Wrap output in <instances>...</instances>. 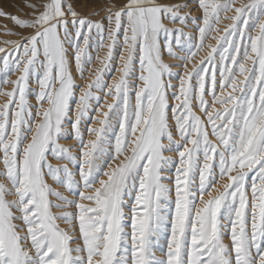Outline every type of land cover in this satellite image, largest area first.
Returning a JSON list of instances; mask_svg holds the SVG:
<instances>
[{
    "label": "snow or ice",
    "instance_id": "1",
    "mask_svg": "<svg viewBox=\"0 0 264 264\" xmlns=\"http://www.w3.org/2000/svg\"><path fill=\"white\" fill-rule=\"evenodd\" d=\"M234 2L198 0L199 17L156 0H126L100 20L76 11L79 0L27 4L26 19L0 11L26 30H6L19 38L0 47V85H11L0 91V177L10 185L0 183V264H264V0ZM165 19L190 20L193 31ZM209 38L215 44L205 45ZM104 48L77 97L73 68L83 79L90 50ZM101 92L112 103L100 127L86 126L95 139L85 141L81 123L96 119L89 102ZM68 138L77 155L58 143ZM48 156L78 168L79 181ZM46 175L93 206L53 191ZM69 206L76 211H51Z\"/></svg>",
    "mask_w": 264,
    "mask_h": 264
},
{
    "label": "rangeland",
    "instance_id": "2",
    "mask_svg": "<svg viewBox=\"0 0 264 264\" xmlns=\"http://www.w3.org/2000/svg\"><path fill=\"white\" fill-rule=\"evenodd\" d=\"M38 2H39V0H0V11H2L4 13H8L9 15H14V16L21 18V19H26V18H30V15H31V10L28 7H26V5L27 4H35ZM86 2H87V7H85ZM156 2L158 4L168 5V6L187 4L186 8H182L180 10V12H179L180 15H187L188 17L202 16V11L198 7V0H156ZM248 2H249V0H235L233 6L239 7L241 4H246ZM125 3H126V0H79V4L74 5V7L76 8V11L80 12L82 15L88 16L90 19H93V20H100L103 16H105L107 14L109 9H111L112 11H115L116 9H118L119 7L124 5ZM94 12H98L99 14L98 15H90L91 13H94ZM232 15H234V12H228V13H222L221 14L220 23L218 25H216V27L221 30V33L223 31V28L231 22L229 19H225L224 17L225 16L230 17ZM162 23L164 24L165 27H168L171 29L180 28L183 31L189 32V33H191L193 31V27L190 23V20H189V24L187 27L179 24L178 22L172 23V22L168 21L167 19L162 20ZM6 30L26 34V30H22V29L18 28L10 19H8L4 16H0V47H6L4 41H11V40H16L19 38L18 36H15V35L5 34ZM257 31H258V29H257ZM218 34H220V33H213L212 35H218ZM252 34L255 35V33H252ZM207 44H215V41L212 40L211 38H209L208 40L205 41V45H207ZM173 50L176 51L175 48ZM206 51H207V48L205 47V49L203 51L199 52V54L194 58L193 63H195L197 60H199L201 56L205 55ZM90 52L93 55L94 59H93L92 64L90 66H87V71H85L83 79H81L76 74L75 69L73 68V76L75 79V84L79 86L75 89L77 97L81 94V89L86 87L87 84L90 83V81L94 78L95 69L101 67L100 62L98 60H96L95 57L99 56L102 59L106 55L107 49L104 48V49H99L97 51L90 50ZM117 58H118V53H117ZM162 59L165 63H168V64L177 63L175 60L168 57L166 53L162 54ZM173 71H182V70L174 68ZM17 76H18V73L10 74L8 78L11 80H15L17 78ZM118 76H119V73L113 71V73L111 75H105L104 78H105V81L107 83H111L112 81L117 79ZM0 78H2V77H0ZM173 83H178V81H173ZM29 88L34 89L35 91H39L37 84L33 83L31 81L29 82ZM10 90H11V85H0V91H10ZM93 91H95V90H93ZM97 95H99L101 97L98 104L94 101L89 102L94 107L99 108V113H97L95 111H91L89 113L90 116L95 117L96 119L95 120H88L86 122L81 123V130H82L83 138L85 141L90 140V139H95L94 136L89 135L87 133L86 126H90L93 128L100 127L98 121L100 119L104 118L102 113L108 111L107 104L112 103L111 97L105 96L103 92L97 93ZM133 100H134V96H133ZM5 101H6V97L0 95V105H2ZM28 101L31 105H36V100H35L34 95L30 94L28 97ZM169 103L170 104L175 103V101L170 99ZM46 107H47V104L42 105V108H46ZM72 108H73V111H75L76 105L74 103L72 105ZM33 113H35V108H33ZM197 114H199V113H197ZM39 119H40L39 117L36 118L37 122H39ZM66 130L70 132V126H66ZM177 139H178V137H177ZM210 139H212V138L210 137ZM58 143L63 147L70 148L73 155L78 154V147L76 146L77 142L72 140L71 138L60 139V140H58ZM164 155L165 156H172L174 159H177L175 152H165ZM48 163L51 164L54 168L55 167H63L65 164H68L67 161H64L62 159H55L52 156H48ZM116 163H118V161H113L112 165L115 166ZM68 167H69L70 171H73L75 173L73 178L75 180L79 181L78 168H74L71 164H68ZM105 167H107V166H105ZM174 173H175L174 167L171 169V172L165 173L166 175L169 176V179L165 180L163 182L165 184H167L169 187H174V185L172 183L175 179ZM100 178L106 179V177H102V176ZM45 182L52 188L53 191L60 192L63 196L67 197L68 199H76L79 203L85 204L87 206H93L92 202H90L88 200H80L78 194L76 196L71 195L64 187H62L61 185L54 182L50 176H47V175L45 176ZM226 182H227L226 179L224 181H221V183H226ZM0 183L5 184V186H10L7 184V181L3 177H0ZM93 187H99V184L97 183ZM78 191H84L86 196L93 194L91 190H85L82 187ZM5 198L8 200H11V199H14L15 197L9 195V196H6ZM173 199H174V192H173ZM205 199H207V196H205ZM49 200L52 201L54 204L60 203V201L56 200V198L53 196H49ZM173 207H174V205H173ZM51 211L54 214L59 215L61 212H64V211L75 212L76 209L73 206H69L67 208H59V209L58 208H52ZM126 212H127V209H126ZM16 223H19V221H17ZM57 224L59 225V227L65 229V230H68L71 233L72 229L70 228V226L68 224H66L60 220L57 221ZM128 231L130 232V228L128 229ZM77 234H78V231H77ZM225 243H229V240L227 237H225ZM71 246H74V245H71ZM165 249H166V245H165ZM157 255H160V253L158 252Z\"/></svg>",
    "mask_w": 264,
    "mask_h": 264
},
{
    "label": "bare ground",
    "instance_id": "3",
    "mask_svg": "<svg viewBox=\"0 0 264 264\" xmlns=\"http://www.w3.org/2000/svg\"><path fill=\"white\" fill-rule=\"evenodd\" d=\"M92 79V78H91Z\"/></svg>",
    "mask_w": 264,
    "mask_h": 264
}]
</instances>
